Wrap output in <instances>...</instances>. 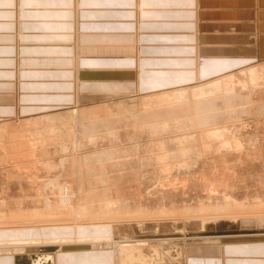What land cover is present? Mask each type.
Instances as JSON below:
<instances>
[{"label":"rangeland","instance_id":"obj_1","mask_svg":"<svg viewBox=\"0 0 264 264\" xmlns=\"http://www.w3.org/2000/svg\"><path fill=\"white\" fill-rule=\"evenodd\" d=\"M72 112L44 116L36 137L0 123V251L79 246L151 264L113 244L127 239L176 264L196 240L264 239L240 224L264 214V61ZM81 226L100 232L74 234Z\"/></svg>","mask_w":264,"mask_h":264},{"label":"crops","instance_id":"obj_2","mask_svg":"<svg viewBox=\"0 0 264 264\" xmlns=\"http://www.w3.org/2000/svg\"><path fill=\"white\" fill-rule=\"evenodd\" d=\"M261 61L264 0H0V123L36 137L44 116L76 120L73 110L109 97ZM38 247L1 250L0 264H118L97 248ZM176 264H264V239L196 240Z\"/></svg>","mask_w":264,"mask_h":264},{"label":"bare ground","instance_id":"obj_3","mask_svg":"<svg viewBox=\"0 0 264 264\" xmlns=\"http://www.w3.org/2000/svg\"><path fill=\"white\" fill-rule=\"evenodd\" d=\"M254 214V213H253ZM258 216V217H257ZM257 216H252V214H251V216H248V217H246V218H250V219H248L249 221H246V222H243V221H241V220H239V221H241V223L240 224H242L241 225V227H247V228H251V227H254V228H257V227H259V228H264V214H258ZM132 218V217H131ZM143 218V217H142ZM236 218L237 217H235L234 219H235V221H236ZM240 218H242V217H240ZM237 219H239V218H237ZM75 220V219H74ZM167 221V220H166ZM192 221H193V219H192ZM191 221V222H192ZM200 221V220H199ZM203 221V220H202ZM238 221V222H239ZM180 222V221H179ZM206 222V220L204 221V223ZM32 223V222H31ZM163 223V222H162ZM167 223H169V222H167ZM204 223H200V224H198V225H196L195 227L193 226L191 229H194V230H204V229H207V228H209V225H206V224H204ZM165 224V223H164ZM65 225V224H64ZM76 225H77V223H76ZM76 225H74L75 227H76ZM82 225V224H81ZM84 225V224H83ZM149 225V224H148ZM152 225V224H151ZM169 225L170 224H167L166 226H163V227H161L160 228V230L161 231H169V229L171 230V228L169 227ZM79 226H80V224H79ZM150 226V225H149ZM240 226V225H239ZM105 226H103V228H104ZM147 227V226H146ZM56 228H58V227H56ZM55 228V229H56ZM64 228H66V227H64ZM97 229V228H99V227H97V226H94V227H86V228H83L82 226H81V228H75V233L74 234H76V235H79L80 236V234L83 236V234L85 235V233H87V234H97V232H100V231H94V229ZM113 228V227H112ZM55 229H54V231H55ZM95 229V230H96ZM100 229V228H99ZM114 229L115 230H113V231H115L114 233H116L118 230L116 229V227H114ZM52 231V230H51ZM50 230H49V234L51 233V234H53L52 232H51ZM207 231V230H206ZM94 232H96V233H94ZM123 232V231H122ZM201 232V231H200ZM55 233V232H54ZM73 233V232H72ZM78 233V234H77ZM119 233V232H118ZM121 233V232H120ZM50 234V235H51ZM86 234V235H87ZM56 235V234H55ZM114 235V234H113ZM123 237V236H122ZM239 237H241V236H239ZM201 238H205V240H209V239H207V238H210V239H215V240H217V239H219V240H221V238H222V236H220V237H217V238H214V237H201ZM121 238H119L118 237V239L117 240H120ZM225 239H232V238H225ZM160 240V239H159ZM165 240V239H164ZM164 240H163V242H162V244L164 243ZM204 240V239H203ZM124 241H126V242H118V243H113V244H115L116 246L117 245H119L120 244V246H121V249H122V251H124V252H130V253H133L134 251H137V253H138V256H140V255H142V254H144L143 256H146V257H150L149 258V262L151 263V264H155V263H161V262H163L164 263V261H165V259H162V257H160V256H162L161 255V253H159L158 252V249H157V247H154V246H152V245H147L149 248H150V250L152 251L150 254H146V253H144V248H143V246H138V242L139 243H141V241H138V240H130V241H128L127 239H124ZM223 241H225V240H223ZM105 244H106V242H104ZM153 243V242H152ZM156 243H161V241H155V244ZM89 244V243H88ZM93 244V243H92ZM105 244H103V243H101L100 245H105ZM108 245H111V244H109V243H107ZM106 244V245H107ZM144 244V246H146V243H143ZM66 245V244H65ZM94 245V244H93ZM100 245H99V247H100ZM86 246V245H85ZM91 246V245H90ZM79 247V246H78ZM80 248V247H79ZM139 248V249H138ZM143 248V249H142ZM148 250V249H147ZM121 250L119 249V252H120ZM178 252H179V250H177ZM177 254V253H176ZM178 255V257H181V255H180V253L179 254H177ZM132 256V255H131ZM168 256V255H167ZM163 257H165V256H163ZM169 257V256H168ZM170 257H171V255H170ZM177 258V257H176ZM142 259V258H141ZM146 259H148V258H146ZM145 260V259H144ZM127 261V260H126ZM172 261V260H171Z\"/></svg>","mask_w":264,"mask_h":264}]
</instances>
